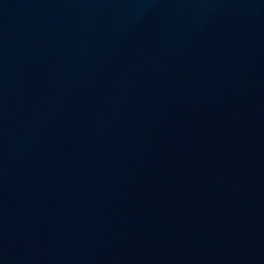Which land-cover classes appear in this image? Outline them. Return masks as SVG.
I'll use <instances>...</instances> for the list:
<instances>
[{"label": "water", "instance_id": "95a60500", "mask_svg": "<svg viewBox=\"0 0 264 264\" xmlns=\"http://www.w3.org/2000/svg\"><path fill=\"white\" fill-rule=\"evenodd\" d=\"M0 264H264V0H0Z\"/></svg>", "mask_w": 264, "mask_h": 264}]
</instances>
